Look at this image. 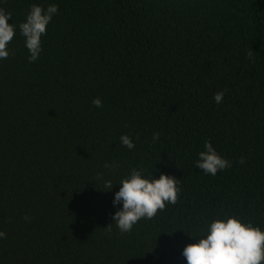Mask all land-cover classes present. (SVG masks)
Wrapping results in <instances>:
<instances>
[{
	"label": "trees",
	"instance_id": "16d2710c",
	"mask_svg": "<svg viewBox=\"0 0 264 264\" xmlns=\"http://www.w3.org/2000/svg\"><path fill=\"white\" fill-rule=\"evenodd\" d=\"M33 3L59 12L35 62L18 27L0 61V264H186L205 219L227 212L264 228V0L0 8L19 24ZM205 140L232 162L216 176L195 166ZM135 167L181 191L121 233L112 201Z\"/></svg>",
	"mask_w": 264,
	"mask_h": 264
},
{
	"label": "clouds",
	"instance_id": "9594fccd",
	"mask_svg": "<svg viewBox=\"0 0 264 264\" xmlns=\"http://www.w3.org/2000/svg\"><path fill=\"white\" fill-rule=\"evenodd\" d=\"M59 12V5L49 3L46 6L33 3L25 19L19 24L9 23L12 13L0 8V61L11 54L10 42L19 34L24 38L28 50L29 62H35L43 51L42 38L53 17ZM251 55V53H250ZM223 90L214 94V101L222 102ZM92 103L102 107V99L95 97ZM159 133H153V140L159 139ZM120 142L129 150L135 148V142L128 134L120 136ZM195 166L204 174L216 176L218 172L231 167L232 162L221 155L210 140H205L203 149L198 151ZM243 163V157H241ZM106 168L114 165L105 163ZM179 181L176 177L160 173L159 177L145 169L135 167L118 183L119 190L114 192L112 216L113 222L121 233L131 232L133 226L141 219H152L158 211H163L167 204H175L180 195ZM106 191H111V179L104 181ZM205 226L192 232L194 243L187 244L182 255L186 264H264V228L238 214L223 213L211 221L205 219ZM111 225V224H110ZM109 225V226H110ZM6 233L0 230V238Z\"/></svg>",
	"mask_w": 264,
	"mask_h": 264
}]
</instances>
